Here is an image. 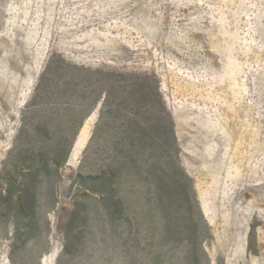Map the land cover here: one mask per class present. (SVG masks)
Listing matches in <instances>:
<instances>
[{
	"label": "rangeland",
	"instance_id": "obj_1",
	"mask_svg": "<svg viewBox=\"0 0 264 264\" xmlns=\"http://www.w3.org/2000/svg\"><path fill=\"white\" fill-rule=\"evenodd\" d=\"M0 264H264V0H0Z\"/></svg>",
	"mask_w": 264,
	"mask_h": 264
},
{
	"label": "trees",
	"instance_id": "obj_2",
	"mask_svg": "<svg viewBox=\"0 0 264 264\" xmlns=\"http://www.w3.org/2000/svg\"><path fill=\"white\" fill-rule=\"evenodd\" d=\"M40 85V84H39ZM83 98H85V112L84 115L77 121L73 122L74 123V128L71 133H65L66 136H68V138H64V140H61V144H64V150H65V154L62 156V161L65 162L67 161V159L69 158L71 151L75 145V143L77 142V138L80 134V131L82 129V126L84 124L85 119L91 114V112L93 111L95 105L98 104L99 100L97 99H92V101H90V97L88 96H84ZM103 111L101 109L100 111V117H103ZM96 133V130H95ZM94 138V136H92ZM92 142V138L90 140V142L88 143L86 149H89L90 147V143ZM134 159H132L131 155H126L124 157V164L125 165H129L130 161L132 162ZM126 170V169H125ZM123 171H116L115 169L109 168L106 170H102L101 173L96 177V179H102V180H107L110 179L111 181H114V178L116 176H121L123 175ZM116 184V183H115ZM117 185H112L111 188L114 192H118V188L116 187ZM96 191L98 189H95ZM100 191V190H99Z\"/></svg>",
	"mask_w": 264,
	"mask_h": 264
}]
</instances>
